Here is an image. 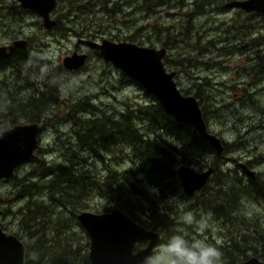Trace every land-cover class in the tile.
Returning a JSON list of instances; mask_svg holds the SVG:
<instances>
[{
    "label": "rangeland",
    "instance_id": "1",
    "mask_svg": "<svg viewBox=\"0 0 264 264\" xmlns=\"http://www.w3.org/2000/svg\"><path fill=\"white\" fill-rule=\"evenodd\" d=\"M69 1H59L54 18L58 11L76 10L78 17L90 24H85L79 18L76 21L66 12L64 34L49 33L48 38H44L38 17H27L25 32L33 36L31 50L37 52L42 65L34 66L33 63L32 68L31 65L23 67L21 76H13L11 81H16L18 86V80L27 74L29 86L21 87L17 96V86L0 87V100L11 97L15 109V102L21 95H31L35 88L41 91L46 80L51 77L50 80L60 86V102L84 100L109 114L124 110L127 104L134 106L150 103L154 96L133 79L130 81L129 76L111 63L89 55L83 67L72 71L62 66V59L70 55L76 46L87 52L77 42L79 37L97 42L101 39L129 41L156 48L163 47V42L157 39L165 41L167 37L170 38L169 43L173 44H167L171 47L166 49L167 54L163 59L166 69L176 72V85L184 95L199 92L203 100L199 106L208 130L226 142V151L218 161V170L213 171L209 180L215 177V173L221 172L225 176L220 181H226L231 187L237 188L236 182L240 179L246 184L249 177L238 162L245 164L250 161L251 169L264 182V14L247 13L237 7H223L232 0H170L167 6L151 11L143 6L145 0H71L75 3L72 5ZM75 5H84L86 8ZM67 17L69 20H66ZM166 58L170 60L169 63ZM58 109L60 122L44 129L39 148L43 151L35 153L43 157L41 164L55 161L67 164L65 154L69 150L61 152L59 147L70 144L71 149L86 159L85 164L76 165L75 168L84 175H87L88 170V176L96 185L89 187L87 194L76 197L74 195L81 191H75V187L68 188L64 192L69 193L67 198L54 188V193L62 196L65 203L57 205L51 203L48 190H44L43 195L24 196L20 184H27L29 180L20 183L12 178L0 180V227L6 233L16 235L26 244L40 237L29 238V232L43 234V239L47 238V241L60 240L58 246L69 245V250L75 253L69 264H83L81 257L88 252L89 238L80 226L77 214L81 211L103 213L111 210L113 204L108 197L111 190L106 184V178L110 171L126 172L132 168L136 171L140 185L150 193L161 194L174 213L170 218V227L158 230L161 240L152 256L155 263L189 264V260L194 259L198 260L197 264H237L238 253L245 251L250 257L258 245V237L264 241V203L250 198L240 199L242 214L230 216L229 222L225 223L211 209L199 207V192L188 198L183 193H163L168 188L154 182L155 177L139 173L138 166L126 156V146L121 153L115 148L110 159L104 160L84 151L78 139L73 136L72 124L65 116L68 106L58 105ZM3 112L0 108V129L11 125ZM13 112L14 116L19 113L16 110ZM51 113L55 115L54 109ZM24 122H27L26 119L21 117L15 120V123ZM139 127L146 132L154 131L148 124L143 127L139 124ZM150 136L164 141L162 146L165 147H170L169 142L175 143L184 152L188 162L186 165L198 172L213 166L210 165L214 160L213 154L171 140L158 130L150 133ZM178 157L181 158L180 155ZM43 170L39 164L26 163L17 168L15 177L29 178L33 173L35 178L31 181L45 184L48 180H44ZM83 173L78 175L82 176ZM117 180L125 181L120 176H117ZM205 186L209 189L213 183L208 181ZM226 186L222 188L223 194L229 193ZM63 187L66 188L65 185ZM34 200L47 206L43 214H32L38 216L39 223L32 221V216L30 219L26 216L27 221H24L22 216L26 215L22 212L26 204ZM194 205L198 209L195 210L192 207ZM245 237L250 241L245 242ZM216 244L225 246L229 250L227 252L231 253L230 257H223ZM262 247L264 249V246L258 249L263 250ZM260 260L264 262V259Z\"/></svg>",
    "mask_w": 264,
    "mask_h": 264
},
{
    "label": "trees",
    "instance_id": "2",
    "mask_svg": "<svg viewBox=\"0 0 264 264\" xmlns=\"http://www.w3.org/2000/svg\"><path fill=\"white\" fill-rule=\"evenodd\" d=\"M69 4L72 5L75 3L70 0ZM168 4H170V0H145L143 6L148 11H151L154 8H162ZM180 4L183 3L181 2ZM75 6L86 8L84 5ZM119 11H121V9H119ZM66 12L70 13L69 16L74 17L76 21L77 18L80 19L76 10L66 9V11L60 15L61 21H65ZM62 16H64V19ZM68 17L66 20H69ZM83 22H85V24H90V22L87 21ZM167 36H169V33H167ZM165 38V41L162 38L157 39V41H162L163 47L169 49L171 46L167 44H173V42L169 43L170 38ZM33 57L34 66L42 65V60L39 55H37V52L34 51ZM21 61H23V59ZM166 62L169 63L170 60L166 58ZM253 65H255V63H253ZM250 67L251 65L249 68ZM50 78L46 80V85L41 91L35 88L31 95L25 93L21 95L19 97L20 99L15 102V109L14 105L12 107L14 100H11V97L0 100V108L4 111L3 113L6 114V118L11 122L10 126L16 124L15 120L18 117L26 119L27 122H40L45 117L44 126L52 124V122L57 125L61 119L57 116L59 110L58 105H66L68 106V110L65 116L70 120L72 132L75 134L80 145H82L84 151L98 155L104 160L106 158L110 159V156L115 152V148L119 149L121 153L122 150H124V146H126V148H128V150H125L126 156L131 163L138 166L139 173L143 172L149 174L153 178L155 177L154 182L168 188L167 192L163 193H182L176 170L179 165L188 164V162H186L184 152L178 149L175 143L169 142L168 145L170 147H165L162 146L164 141L158 139V137L152 139L150 133H155L156 130H158L160 134L164 133L171 140L187 143L194 150L213 154L214 160L210 165L214 166V170H218V161L223 157L226 147L222 154L217 155L212 147L203 141L192 127L185 123H179L166 114L154 97H152V102L150 103L134 106L127 104L124 110L109 114L106 111H100L97 107L84 100L70 101V103L66 101L60 102L58 97V89L60 86L55 81L50 80ZM21 80L25 82V85L24 83H20L17 86L18 89L15 95L21 87L28 85V77L25 78V76H23L19 81ZM129 80L133 81L132 79ZM194 96L199 103L203 102L199 92H195ZM53 109L55 115L51 113ZM14 110L19 112L16 116H14ZM139 124H142V127L148 124L154 131H143L139 127ZM63 150H69V153L65 154V157L67 156L66 158L68 159L67 164L58 161L39 164L40 168H44L42 173L43 178L45 177L44 180H48L45 184H38L31 181L35 178L33 173L29 178L18 179L15 176L12 178L19 183L22 180H29L27 184H20L24 196L35 197L37 194L43 195L44 190H48L51 203L65 205L64 201H62V196H57L54 193V188L57 193H62L66 198L69 196V193L64 192H66L68 188L75 187V189H77L75 191H81L75 194L74 197L82 196L89 192L88 188L93 187L95 183L92 182L91 177L88 176V170L87 175H84L83 172L75 168L76 165L85 164L86 159L84 157L81 158L75 150L71 149V146L68 147L66 145L65 149L59 148V151L62 152ZM48 151H50V149H48ZM174 151L178 153L175 154ZM178 155H180L181 158H179ZM132 172H134L133 175H131ZM81 173H83L82 176L78 175ZM135 173L136 171L132 168H129L126 172L110 171V174L106 178V184L111 190L108 197L113 204V208L122 210L134 221L148 229L155 231L159 229H168V227H170L171 215H174L171 206L164 202L161 194L156 195L155 193L146 191L145 187L140 185V180ZM117 176H120L121 180L124 178L125 181L117 180ZM224 176L225 174L217 172L214 178H210L209 183L212 182L213 187H209V189L205 187L198 193L200 195L199 207L202 206L203 208L206 207L211 209L214 215H217L227 223L229 222L230 216L241 213L240 199L250 198L254 201L264 203V182L259 177L260 175L249 178L246 184H244L242 179L238 180V182H236L237 188L227 185L226 181H224V183L221 182L220 180ZM64 185L66 188L63 187ZM225 186L227 187L226 190L229 192L228 194H223L222 192V188ZM98 188L100 189V187ZM46 207L47 206L44 205L43 202H39L38 200L29 201L22 211L26 214L22 215L24 216L23 220L27 221L26 216H28L29 219L30 216H32V221L39 223V221L37 222L38 216L32 214H43V210H45ZM262 233L264 234L263 230ZM32 236L40 237L33 240L31 244H26L20 239L25 246L24 264H69V261L72 260V254L75 253L69 250V245L62 244L58 246L60 240L48 239L47 241V238L43 239L45 238L43 234L29 232V238ZM243 240L245 242L250 241L246 237ZM252 240H255V238H252ZM256 242L258 245L254 248L253 255L257 256L259 259H264L263 247V250L258 249V247L264 246L263 238L258 237ZM216 245V248L223 257H230L231 253L227 252L229 250H227L225 246ZM59 248H61L60 251L58 250ZM222 252L225 254H222ZM238 255L237 259L235 258L238 262L248 258L245 251L238 253ZM81 258L83 264H89L86 252ZM197 263L198 260H189V264Z\"/></svg>",
    "mask_w": 264,
    "mask_h": 264
},
{
    "label": "water",
    "instance_id": "3",
    "mask_svg": "<svg viewBox=\"0 0 264 264\" xmlns=\"http://www.w3.org/2000/svg\"><path fill=\"white\" fill-rule=\"evenodd\" d=\"M25 8L35 11L47 28L55 24L49 13L56 0H17ZM224 7H238L245 12L264 13V0H233ZM90 54L111 63L123 74L136 81L148 94L154 96L166 114L179 123L192 127L200 138L209 144L217 155L222 154L221 139L207 128L202 109L193 95H184L174 80L175 72L168 71L163 63L166 49L141 46L134 42L101 39H78ZM26 42L14 41L9 51L0 48V58L10 56L17 48L25 49ZM87 53L73 52L62 59L66 69L77 70L85 65ZM42 125L39 122L15 124L0 130V180L13 177L24 163H41L35 153ZM240 167L249 177L255 171L246 164ZM212 166L196 171L188 165L178 166L176 173L183 193L192 197L207 183L213 173ZM80 226L88 235L87 257L89 264H156L152 260L160 233L148 229L118 208L103 213L81 211L77 214ZM145 242L143 247H137ZM25 247L14 234L0 227V264H24ZM239 264H264L257 256H251Z\"/></svg>",
    "mask_w": 264,
    "mask_h": 264
},
{
    "label": "flooded vegetation",
    "instance_id": "4",
    "mask_svg": "<svg viewBox=\"0 0 264 264\" xmlns=\"http://www.w3.org/2000/svg\"><path fill=\"white\" fill-rule=\"evenodd\" d=\"M59 1H61V0H56L55 8L49 13L50 19L54 20L55 24L52 25L51 27L47 28L43 25V20L35 11L21 6L17 0H0V48H5L6 51H9V47L13 44L14 41L23 40L26 42L25 49L17 48L10 56L0 58V87H3V88L16 87L17 86L15 84L16 81H14V82L11 81L13 76L19 78L21 76L23 67H26V66L29 67V65H31V68H32L33 59H34V57H33L34 51L31 50L32 42H33V36H30L25 32V23L27 22V17H29V18H33L35 16L38 17V23L42 29L44 38H48L47 36H49V33H51V34L58 33L59 35L64 34V30H65L64 23H63L64 20H62V21L60 20V15H61V13H64V11H58V14L54 18V13L57 9ZM253 13H255V12H253ZM62 18L64 19V16H62ZM79 38H82V37H79ZM79 38H77V42H78ZM83 39H88V38H83ZM82 46H84V45H82ZM73 52L87 53L88 57H89V55H91V54H89L88 50H87V52L81 51V49L78 46L75 47ZM88 57H87V59H88ZM22 59H23V61H21ZM72 71H75V70H72ZM27 77H28L27 74H25V78H27ZM18 82L21 84L24 83L23 80H21V81L18 80ZM28 84H30L29 80H28ZM251 85L252 84H250V86ZM263 89H264V86H263ZM39 123L42 125V131L39 135V145L36 149L37 154H38V152L43 151L42 149H41V151L39 149L40 148V136H41V134L43 133L45 128H47L48 126H50V127L54 126V124H55L54 122H52V124H48L47 126H44L43 120L40 121ZM6 128H9V127H6ZM2 129H5V128H2ZM74 137H76L75 134H74ZM222 144L224 145V150H225V147H227L226 142L222 141ZM62 146H60L59 148H61V149L66 148V145H62ZM67 146L70 147V144H67ZM240 163L238 162L239 165H240ZM246 165H248L250 167L251 162L250 161L246 162ZM208 167H210V166H208ZM14 176H15V174H14ZM13 177H11V178H13ZM6 179H10V178H6ZM208 181H209V178L207 180V183H208ZM205 185L202 187L201 190H203L206 187ZM200 191H197L196 193H198ZM182 193H183V191H182ZM182 195H184V197L188 198V196H186L184 193ZM192 207L195 209H198V206H196V205H194ZM1 213H2V211L0 209V214ZM160 240H161V236H160ZM160 240H159V242H160ZM143 243H144L143 244V246H144L145 242H143ZM143 246H139V244H138V247H143ZM252 256H255V255H252ZM240 262H242V261H240ZM239 263H237V264H239Z\"/></svg>",
    "mask_w": 264,
    "mask_h": 264
},
{
    "label": "bare ground",
    "instance_id": "5",
    "mask_svg": "<svg viewBox=\"0 0 264 264\" xmlns=\"http://www.w3.org/2000/svg\"><path fill=\"white\" fill-rule=\"evenodd\" d=\"M227 4V3H226ZM224 7V6H223ZM226 8H228V7H226ZM238 8V7H237ZM239 9H241V8H239ZM242 10V9H241ZM244 11V10H243ZM245 12V11H244ZM247 13H250V12H247ZM255 13H257V12H255ZM261 14H264V13H261ZM82 39V38H81ZM141 46H143V45H141ZM90 54V53H89ZM167 54V53H166ZM166 54H165V56H166ZM92 55V54H91ZM164 56V57H165ZM164 57H163V59H164ZM63 65V64H62ZM202 66V65H201ZM64 67V66H63ZM65 68V67H64ZM66 69V68H65ZM67 70H69V69H67ZM175 75H176V72H175ZM175 78V77H174ZM175 80V79H174ZM176 82V81H175ZM194 96V95H193ZM199 103V102H198ZM261 113V112H260ZM205 120V119H204ZM25 123V122H24ZM17 124H21V123H17ZM6 129V128H5ZM257 129V128H256ZM1 130V129H0ZM40 135V134H39ZM38 145H39V143H38ZM63 147V146H62ZM54 154V153H53ZM41 159H42V161H43V157H41ZM29 163H33V162H29ZM42 163V162H41ZM24 164H26V163H24ZM36 164H40V163H36ZM246 164V163H245ZM23 165V164H22ZM248 166V165H247ZM249 167V166H248ZM251 168V167H250ZM243 171V170H242ZM246 174V173H245ZM249 177V176H248ZM11 178V177H10ZM249 178H251V177H249ZM160 240V239H159ZM140 244V243H139ZM158 244H159V242H158ZM158 244H157V246H158ZM157 246H156V248H157ZM25 247V246H24ZM137 247H138V245H137ZM153 253H154V251H153ZM153 256V255H152ZM153 260V259H152ZM154 262V261H153Z\"/></svg>",
    "mask_w": 264,
    "mask_h": 264
}]
</instances>
